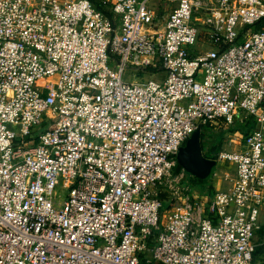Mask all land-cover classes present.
<instances>
[{
  "label": "built area",
  "instance_id": "built-area-1",
  "mask_svg": "<svg viewBox=\"0 0 264 264\" xmlns=\"http://www.w3.org/2000/svg\"><path fill=\"white\" fill-rule=\"evenodd\" d=\"M152 1L0 0V264H264V0ZM247 119L193 191L181 146Z\"/></svg>",
  "mask_w": 264,
  "mask_h": 264
},
{
  "label": "rangeland",
  "instance_id": "rangeland-1",
  "mask_svg": "<svg viewBox=\"0 0 264 264\" xmlns=\"http://www.w3.org/2000/svg\"><path fill=\"white\" fill-rule=\"evenodd\" d=\"M152 7H158V3L156 1H152ZM261 29H264V23H261L260 25H254L250 27L249 31H259ZM203 43V44H201ZM209 40L204 35H201L200 42L195 45L193 50L196 51H207L210 48ZM111 68H114V64L110 65ZM166 78V72L162 69H156V72H149L148 70H144L143 68L133 67V66H126L123 72L122 79L125 82H143L147 81L149 79L163 82ZM49 113H44L43 118H46ZM50 116V115H48ZM50 124H42L39 127H37L36 133H40L48 128ZM227 129L223 124H218L217 126L211 125L208 126L206 130H202V133L198 135L199 138V147H201V155L204 156V154L208 153V150L214 146H216L217 142L219 141L220 135L219 133L223 132ZM226 131V130H225ZM201 132V131H200ZM202 135V137H201ZM192 145V142L190 139L188 142L183 144L178 152L177 157V167L181 168L183 167L187 172L188 170L193 171L195 169L196 163L193 160V155L190 152V146ZM226 151H229V147H225ZM207 160V159H206ZM225 172H229L232 174L234 172V165L228 162H221L216 163L214 165V170L209 175L208 179H205L203 181L198 182V178L191 179L190 185L192 186L193 191H197L203 194H206L207 196L212 195L214 192L218 190L226 189L227 183L223 181V177ZM64 193H66L63 189L58 188L57 189V195L59 198L64 197ZM164 209L167 208V204L164 203L163 205ZM258 225L260 226V230L256 232L254 237V242H262L264 241V206L259 207V216L257 220ZM146 256L145 258H147ZM155 264V263H153Z\"/></svg>",
  "mask_w": 264,
  "mask_h": 264
},
{
  "label": "trees",
  "instance_id": "trees-1",
  "mask_svg": "<svg viewBox=\"0 0 264 264\" xmlns=\"http://www.w3.org/2000/svg\"><path fill=\"white\" fill-rule=\"evenodd\" d=\"M90 1L93 3V5H94L97 9L103 11L106 15H108V12H105V10H103L102 7L99 5V0H90ZM261 23H264V19L261 20V21H260L259 23H257L256 25H260ZM261 30H262V29H261ZM207 127H208V126L202 127L201 130H200L201 132H199V133L201 134V133H202V130H203V131L206 130ZM219 135H220V138H219V141L217 142L216 146L210 148V149L208 150V153H207V154H204V156L202 155V157H203L204 159H207V160H209V161H211V162H208V163H207V162H204V164L202 165V169H203V170L200 171V175H202V176L198 178V182H199V181H203V180H205V179H208L209 174H211L212 171L214 170V165H215L214 162H215L216 156H217V154H218V152H219V150H220V148H221V145H222V139H223L224 134H223V132H221V133H219ZM201 137H202V135H201ZM200 151H201V147H200ZM213 161H214V162H213ZM205 170H206V171H205ZM203 172H206V174L204 175ZM205 181H206V180H205ZM255 257H258V258H260V257L263 258V257H264V247H258V248H257V251H256V253H255Z\"/></svg>",
  "mask_w": 264,
  "mask_h": 264
},
{
  "label": "water",
  "instance_id": "water-1",
  "mask_svg": "<svg viewBox=\"0 0 264 264\" xmlns=\"http://www.w3.org/2000/svg\"><path fill=\"white\" fill-rule=\"evenodd\" d=\"M199 130L194 132L191 137L189 138L190 141L192 142V145L190 146V152L193 155V160L196 163L195 169L193 171L188 170V173L192 174L195 178H199L202 175H200V171L203 170L202 169V165L204 164V162H211L209 160H206L202 157L201 153H200V147H199ZM188 139V140H189ZM188 140L186 142H188ZM178 157V155H177ZM177 159V158H176ZM214 162V161H213ZM215 163V162H214ZM183 168V167H181ZM184 169V168H183ZM185 170V169H184ZM186 171V170H185ZM206 171V170H205ZM187 172V171H186ZM203 174L205 175L206 172H203ZM210 175V174H209Z\"/></svg>",
  "mask_w": 264,
  "mask_h": 264
},
{
  "label": "crops",
  "instance_id": "crops-1",
  "mask_svg": "<svg viewBox=\"0 0 264 264\" xmlns=\"http://www.w3.org/2000/svg\"><path fill=\"white\" fill-rule=\"evenodd\" d=\"M256 127L255 123L250 120L247 119L244 123L240 124V123H235L234 125H232L228 130L224 131V136L226 137L227 135L231 134V133H239V134H246L250 129H254ZM160 200L164 203L167 204L168 206V194L164 191L160 192Z\"/></svg>",
  "mask_w": 264,
  "mask_h": 264
}]
</instances>
